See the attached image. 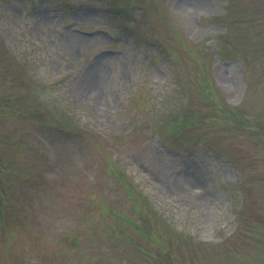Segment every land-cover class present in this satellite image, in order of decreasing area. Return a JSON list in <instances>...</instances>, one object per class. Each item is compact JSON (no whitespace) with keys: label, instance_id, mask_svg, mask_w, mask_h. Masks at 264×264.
<instances>
[{"label":"rangeland","instance_id":"1","mask_svg":"<svg viewBox=\"0 0 264 264\" xmlns=\"http://www.w3.org/2000/svg\"><path fill=\"white\" fill-rule=\"evenodd\" d=\"M2 262L264 264V0H0Z\"/></svg>","mask_w":264,"mask_h":264},{"label":"bare ground","instance_id":"2","mask_svg":"<svg viewBox=\"0 0 264 264\" xmlns=\"http://www.w3.org/2000/svg\"><path fill=\"white\" fill-rule=\"evenodd\" d=\"M187 0H184V2L186 3Z\"/></svg>","mask_w":264,"mask_h":264}]
</instances>
